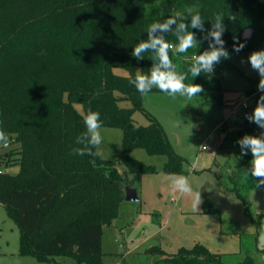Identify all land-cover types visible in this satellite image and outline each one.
<instances>
[{"label": "trees", "instance_id": "16d2710c", "mask_svg": "<svg viewBox=\"0 0 264 264\" xmlns=\"http://www.w3.org/2000/svg\"><path fill=\"white\" fill-rule=\"evenodd\" d=\"M159 1L0 0V128L15 146L0 154V205L18 229L20 256L44 264L56 257L76 264H103L102 227L116 218L124 188L112 162L71 154L79 147L75 140L85 131L83 116L89 109L100 113L102 127L121 130L120 161L129 174L154 172L129 156L135 149L165 156L163 171L168 175L187 174L185 159L173 152L159 122L143 109L142 94L129 83L137 71L148 74L152 65L147 58L151 53L142 60L132 56L133 47L147 39L149 25L176 13L188 16L190 9L202 16L208 30L215 14L231 13L237 20H224L228 52L237 53L233 37L245 29L252 33L239 38L245 44L239 53L264 50V0H167L166 14L156 6ZM189 30L201 46L183 54L170 51L180 72L209 44L201 39L204 33ZM164 35L174 47L178 45L174 35ZM228 64L229 59L222 60L212 75L202 73L192 81L204 89L199 100L215 101L216 107L223 104L222 77ZM115 69L127 76L117 75ZM190 82L189 76L185 83ZM262 94L254 87L245 91L254 107ZM121 101L130 107H119ZM76 104L83 115L74 109ZM134 112H141L148 125H135ZM246 115L233 129L223 121L217 130L224 134L218 148L227 153L222 164L226 182L218 179L242 202L258 236L264 232V214L253 215L246 197L260 187H255L258 180L249 171L252 153L242 154L237 141L245 135L260 136L261 128ZM9 165L18 166V172L7 173ZM202 212L216 210L204 201ZM147 252L160 256L154 264H225L222 254L201 244L168 256L156 247ZM239 264L254 262L246 255Z\"/></svg>", "mask_w": 264, "mask_h": 264}, {"label": "rangeland", "instance_id": "374dc122", "mask_svg": "<svg viewBox=\"0 0 264 264\" xmlns=\"http://www.w3.org/2000/svg\"><path fill=\"white\" fill-rule=\"evenodd\" d=\"M161 14L169 11L167 0L156 3ZM252 52L232 53L224 68L222 84L223 104L170 96L163 92L142 95V107L155 117L167 135L173 152L185 159V169L194 193L199 192L201 203L193 208V197L183 196L171 188L173 175L163 171L165 156L148 155L142 149L129 153L134 160L153 167L154 172L129 174L121 163L122 132L118 128L102 127L103 143L100 159L110 161L122 175V185L134 189L136 201H125L117 208V216L110 225L102 227L101 252L103 264H154L160 258L147 250L156 247L165 256L177 253L180 248L191 249L195 244L205 246L213 253L222 254L225 264H239L249 255L254 264H264V239L256 230L244 210L242 202L222 183L226 171L222 168L227 153L219 149L224 134L217 131L223 121L229 128L255 108L251 97H246L249 87L258 88L260 76L247 63ZM244 61V63H242ZM117 75L127 72L115 69ZM138 74V71H137ZM136 74V75H137ZM66 99V96H65ZM246 100L247 108L240 105ZM119 107L129 108L128 101L119 102ZM74 109L83 115L80 105ZM235 115L232 117L231 112ZM135 125L147 126L148 120L141 112H134ZM264 134L261 129L260 136ZM202 146L207 147L206 150ZM15 148L8 144L0 146V154ZM5 171L16 174L18 166L9 165ZM124 196V192H123ZM253 215L264 214V186L247 194ZM209 202L216 213H203V202ZM264 224V222H262ZM19 232L0 205V264H44L18 253ZM50 264H76L69 258L56 257Z\"/></svg>", "mask_w": 264, "mask_h": 264}, {"label": "clouds", "instance_id": "9594fccd", "mask_svg": "<svg viewBox=\"0 0 264 264\" xmlns=\"http://www.w3.org/2000/svg\"><path fill=\"white\" fill-rule=\"evenodd\" d=\"M190 17V23L186 21ZM229 21L235 22L237 16L229 14L225 16L223 13L214 15L211 29L206 30L204 27V19L200 14H192L188 10V16L181 13H176L175 16H169L163 22H154L147 28V39L141 40L135 47H133L132 56L137 60H142L145 53H151L149 60L152 65L148 74H137L134 79H130L132 84L138 92L142 95L149 94L154 88L170 96H183L192 98L204 91L201 85L195 84L192 81L200 76L212 75L215 71V66L220 64L222 60L231 58L230 53L225 47L223 34L226 31L224 23L225 18ZM173 26H175L173 28ZM197 29L204 33L201 38L208 40V48L203 52L192 57L191 66L184 72L177 70V65L173 63L170 51L183 54L191 48H200V40L197 39L195 32L189 30ZM164 33H170L176 37L178 41L177 46L169 43ZM248 33L245 34L247 38ZM233 51L239 53L245 47L241 43L239 37H233ZM244 63V61H242ZM247 63L251 68L258 72L260 79L257 85L258 90L264 93V50L253 51L247 58ZM191 77L190 83H185ZM98 95V93H97ZM249 122L255 123L261 129H264V94L258 100L256 107L250 115H246ZM83 123L85 131L76 137L75 143L79 147L72 149L74 155L99 157L102 155L100 146L103 143V136L101 134L102 121L100 113L89 109L83 116ZM241 148V153L246 155L247 150L252 153L251 172L252 177L258 180L255 185L256 188L264 186V134L261 136L245 135L237 141ZM9 137L0 128V146H8ZM94 163V161H92ZM171 188L183 196L193 197V208L198 209V205L202 202L199 192L193 191L188 177L183 175L173 176L171 181ZM261 238L264 239V232L261 233Z\"/></svg>", "mask_w": 264, "mask_h": 264}, {"label": "water", "instance_id": "95a60500", "mask_svg": "<svg viewBox=\"0 0 264 264\" xmlns=\"http://www.w3.org/2000/svg\"><path fill=\"white\" fill-rule=\"evenodd\" d=\"M248 33L247 38L250 37L252 31L251 29H245V30H241L238 34L237 37L241 38V39H247L245 38V34ZM137 198V193L134 189L128 188V187H124V200L125 201H136Z\"/></svg>", "mask_w": 264, "mask_h": 264}, {"label": "built area", "instance_id": "2783aa9c", "mask_svg": "<svg viewBox=\"0 0 264 264\" xmlns=\"http://www.w3.org/2000/svg\"><path fill=\"white\" fill-rule=\"evenodd\" d=\"M240 105H241V107H242L243 109H246V108H247L246 100L242 101V102L240 103ZM231 115H232V117H234V115H235L234 110H232ZM2 147H4V146H2ZM6 147H7V146H6ZM202 149H203V150H206L207 147L202 146Z\"/></svg>", "mask_w": 264, "mask_h": 264}]
</instances>
